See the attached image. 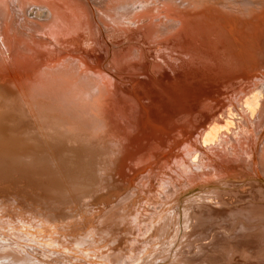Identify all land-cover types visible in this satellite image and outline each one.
<instances>
[{
	"label": "bare ground",
	"instance_id": "obj_1",
	"mask_svg": "<svg viewBox=\"0 0 264 264\" xmlns=\"http://www.w3.org/2000/svg\"><path fill=\"white\" fill-rule=\"evenodd\" d=\"M177 47L183 59L181 68L169 58V51ZM148 62L154 65L149 70L152 74L147 72ZM119 69L142 72L147 83L142 89L151 99H144L140 91L134 95L124 85L123 80L129 79ZM233 76H243L248 83H238L215 101L210 81L228 83ZM178 88H188L197 105L208 108L216 102L214 108H220L213 109L211 117L198 114L197 119L194 114L184 118L189 110L175 114L174 121L188 125L193 117L200 125L193 135H176H183L182 140L175 139L166 149L163 145L171 137L164 138L161 127L166 133L178 125L175 121L169 127L171 112L160 97L167 93L177 101ZM150 117L158 132L154 135L157 150L149 142L154 130L145 118ZM146 136L150 147L143 145ZM238 149L257 159L253 175L264 184L260 164L264 162V0H0V213L1 201L11 200L28 214L37 212L50 225L48 230L55 229L60 235L70 224L86 228L93 206L101 202L104 209L100 213L106 211L97 219L99 226H92L91 234H81L75 241L74 248L83 256L93 255L91 243L113 246L118 229L132 236L145 234L150 243H162L176 233L177 222L187 219V229L198 221L197 213L186 211L182 216L175 199L161 208L164 189L177 197L185 190L192 192L198 182L205 184L202 189L210 188L218 195L214 197L226 198L221 189L225 174L215 170L212 159L206 161V153L213 158L219 150L234 155ZM130 160L137 163L132 177L126 173L127 168L134 170ZM153 162L156 168L148 173L146 167ZM227 166L225 180L234 183L237 170ZM250 172L245 168L241 176L249 178ZM197 176L199 181H194ZM125 180L129 187L122 188ZM191 201L186 202L192 208L195 203ZM151 219L154 226L148 224ZM37 229L41 228L25 220L1 217L0 234H9L10 241L5 240L10 244H0V264H45L43 259L30 258L25 248L33 241L44 244L40 239L48 234L40 235ZM48 240L58 241L52 246L65 250L63 240ZM144 253L114 263L143 264ZM102 254L99 258L104 260ZM94 256L91 262L97 260ZM179 260L174 264L183 262ZM187 261L192 264L193 260Z\"/></svg>",
	"mask_w": 264,
	"mask_h": 264
},
{
	"label": "rangeland",
	"instance_id": "obj_2",
	"mask_svg": "<svg viewBox=\"0 0 264 264\" xmlns=\"http://www.w3.org/2000/svg\"><path fill=\"white\" fill-rule=\"evenodd\" d=\"M115 49H116V47H115ZM117 50L119 51V48H117ZM179 51H180V47H177L176 49H171L169 51V58L174 59V61H175L176 65L178 66V68H181L183 59H182V55H180ZM109 55H108V58H109ZM152 66H154V65L150 64V62H148L147 72L150 73V74H152L151 72H149V70H152L151 69ZM144 69L146 70V68H144ZM132 70L133 69H131V71ZM120 71H122L123 75L125 74L126 79L127 78L129 79L127 81L124 79L123 83H124L125 86H128L129 89H131V92L133 94L134 93L137 94L138 91H140V93L143 94V98L144 99H146V100L147 99L148 100L151 99L150 98L151 96H149L148 93L145 92V90L142 89L145 86L144 84L146 83L145 79L142 78L143 77V73L142 72L138 73V72H135L133 70L132 71L133 74H130V73L127 72L128 69H125V70L121 69ZM152 76L154 77V75H152ZM152 76L150 75L151 78H153ZM137 77L142 78V81L139 82L141 79L138 80ZM233 77H234V80H231L228 83H227V81H225V82H218V81H215V80L210 81V85H211L210 89H211V92H212V96L216 98L215 101L219 100L220 98H221L220 100H222L225 96H227L228 90L230 88L234 87V86H237L238 83L245 81L246 83L243 82L242 86H245V84L248 83L247 82L248 80L245 79L243 76H239V77L233 76ZM233 77H232V79H233ZM132 82L134 83V85H132L133 84ZM153 82H154V85L156 87H158L157 83L155 82V79H153ZM142 83H143V85H142ZM232 83H235L236 85H232L231 86ZM186 85L188 87L190 85V83L187 82ZM203 87L206 88L207 86L205 85ZM223 89H225V90L223 91ZM128 92H130V90H128ZM223 92L225 94H223ZM177 94H178V96H177ZM177 94H176V92L174 93V96L177 99V101L171 100V98L167 95V93H166V95L160 97L161 98L160 101H162L163 103H166L168 105V107H169L170 112H171L170 115H169V120H168L169 127L173 126L174 125L173 122H175V121H176L175 124L178 125L177 127L174 128L175 130H167L166 133H165V129L161 127V134L164 135V138H167L168 135H170L171 138L170 137H168V138H170L171 141L173 140V142L170 141V143H169V141H168V142H166V145H163V146H165L164 148H166V149H168L167 145L169 146L172 143H174L175 139H176L177 142H180L182 140L183 135L182 136H177V137H176V135H178L180 133H184L187 136H190V135H193L191 133H195L196 132V130L199 127L200 124H199V122H197V121L194 122L193 120L195 118L196 119L198 118V114H203V115L207 114V115H205L206 117L207 116L211 117L212 110L214 109V112H217L218 111L217 109L220 108V106H219V108L218 107L214 108L215 105H216V102H215V104L210 105V107H208V108H205L204 106H202L204 104H200L201 107L197 108L200 105H197L196 101L193 100L194 96H192V93H189L188 88L186 90H184V88H178L177 89ZM224 101L226 102L227 100H224ZM131 103H132V105H134L135 110L139 109L138 107H136L137 103H136L135 100L131 99ZM224 103H222L221 106H223ZM200 108H205L207 111L205 109L204 110L203 109L200 110ZM186 109H187V111H186ZM188 110L191 111V112L187 113L188 116L185 115L184 118H188L189 116H192V114L195 115L194 116L195 118L192 117V119L190 121V124H188V125L183 124V120L180 122V120H178V119H176L174 121V115L175 114L177 115V114L186 113V112H188ZM151 118L152 117L145 118V120L148 121V123H147L148 125L147 126H149L151 129H153L154 132H155L157 130V129L154 128L156 126V124L149 122V119H151ZM176 128H177V130H176ZM154 132L152 134H150V135H153V137L149 136V135L148 136L150 138L149 139L150 140L149 141L150 145L151 144L154 145V147H155L154 150H157L158 147H157V145L155 143L156 142V140H155L156 136H154V135H158V132L156 131L157 132L156 134ZM148 136H146L143 139V145H146V146L150 147V145L148 143ZM151 140H153V141L151 142ZM237 142H239V141H237ZM134 152H135V149H134ZM217 152L219 153V156L218 157H213V158H212L211 154L208 155L206 153V156H207L206 157V161H208L209 163L214 161V164L216 165L215 170L220 171L221 173L224 172L225 175H224V178H222L223 182L221 183V187H222L221 189L223 191H225L224 194L227 193L226 194L227 197L226 198H224V197H218V198L214 197V196H218V195L217 194L214 195L210 188L202 189V186L205 185V184L202 183L203 185L201 186V184L198 183V182L193 184L192 189H194V187H196V188L194 190H192V192H188L187 190L184 189L185 191L183 193H181V191L178 192V193H181V194H180V196H177V197H176L174 191H172L170 189L169 190H165L164 189V193L165 194L162 193L161 196H160V198L164 199L163 202L160 203V207L161 208L169 207V205H165V204L168 201H173L175 199L176 202L179 205L178 210L181 211L180 213L182 214V216H184V213L186 211L191 213V214L192 213H197V215H198V218H197L198 221L196 223H194V226L195 225L196 226L195 227L192 226L193 228H191L189 226L190 228L188 227L186 229L187 219H185L184 217H183L184 220H181V222H180V224H182V225H180L177 222L176 223V229H175L176 233L173 234V236L171 237L172 240L169 237L171 235L166 236L164 238V240H166V242L164 240H162V243H161V241H158V240L154 239L155 241H152L150 243V241H148L146 239L145 234L141 235V237H139L140 234L139 235L137 234L135 236L138 237V238H135V236H132L130 234L132 236L131 237L127 232H125V233L122 232L121 233V231H119V229H118V230H116L115 234H117V232H120L121 234L120 233H119V235L117 234L118 237L116 238L115 244L113 246L112 245H111V247L107 246V245L104 246L105 243L104 244L100 243L101 246H97L96 247L94 245V243L90 244L91 249H93V250H94V248L100 247L99 248L100 251L97 250V249H95V251L92 250L93 255H96V257L95 256L94 257L97 260L95 262L94 261L91 262L93 260V258H92L93 255L88 256V254H86V256H83L74 247H75V243H76L75 241L80 238L81 234H89L92 231L91 230L92 226H97V227L99 226L97 224V219L99 218V216H101L100 214L104 211L103 210L101 213L99 211V209L102 210V208H103V206L101 205V202L98 203L97 205L93 206L92 215L91 214L88 215V218H89V221H90L89 223H87L88 227L85 225L86 226V228H85L84 226H82V224H79V223L77 224V226L74 225V227H72L71 224H70V226L65 227L66 230L64 232L61 231L62 234H60V235L59 234L56 235L55 229H53L52 231L48 230V228L51 229L50 225L48 223H46V221H44V219H42L43 217H40L39 215H37L38 214L37 212L35 213V211H33L34 214L33 213L31 214V212H32L31 211L28 214L29 211L25 210L24 208L18 209V205H16V204H15L16 206L13 205L11 200H7L6 199V200H2L1 201V204H2V206L4 205L3 206L4 208L2 209V211L0 213V219H1V217H5L6 219L8 217H12V218L14 217V219L17 220V222H19L21 220H25L27 225H37V227L39 229L40 228L44 229L42 231H41V229H40V231H38V229H37V231H36L40 235H43V234L47 235L48 234V237H44V238L40 239V241L41 240L45 241L44 244L40 243V242H35V241L32 240L33 241V243H32L33 245H29V246L27 245L25 248H26L27 253H29V254H31L33 256L32 257L30 255L31 256L30 258H32L35 261V259L38 257L39 258L38 260H40V259L42 260L43 259L42 261L46 262L45 264H108L110 260L111 261H110L109 264H117V262L114 263V260L117 259V260H119L121 262H124V260H122V259H125L128 256L129 257H135V258L139 257L142 252L143 253L145 252L144 254H145V256H147L146 257L147 259H146V261H143V264H145L144 262H146V264H174L179 259H180L179 261H183L180 264H184L185 261L187 262V264H191V263H189L190 261H187V260H193L192 264H206V263L207 264H212V263H215V264H231V263L232 264H264V224H263L264 223V219H263L264 216H262V214L264 215V200H263L264 199V184L263 183L261 184L256 179L255 174L253 175V169L255 167L254 163L257 161V159H255V158L253 159L252 157L250 159L240 149H238V152H240V155L238 154V152L235 153L234 155L233 154H227V153H225L223 151H220V150L217 151ZM167 156L170 157L169 154ZM116 157L119 158L120 156L117 155ZM216 161H218V162H216ZM156 163L157 162H153V164H149L148 167H146V169L148 170V173L151 172L150 169L152 167H155L154 164H156ZM128 164H129L130 168L133 169V167H134V170H130L128 168L126 169V173L130 177H132L137 172V171H135L136 168H137V165H135V164H137V163L135 161L133 162V161L130 160V161H128ZM228 164L231 165V166L233 165L234 166V170H237V172H236L237 174H235V173L233 174L234 179H236V180H234V183H232L231 180H229V181L225 180L226 179L225 177L228 176V174H227V168H229L227 166ZM260 164H262V166H264V162H262ZM245 168H247V170L249 172L251 171L250 173H252V175H250L249 178H247V176H241V170L243 171ZM206 171L208 172L209 169L206 170ZM260 176H263V175H260ZM204 177L205 176L202 175V178H204ZM154 178L156 180V178H158V177L155 176ZM194 178H193L194 181H199L198 176L196 177L198 179L195 178L196 179L195 180ZM124 179H126V178H124ZM126 180H125V182H123L120 185L122 188L123 187H129ZM254 180L256 182H254ZM230 183H232V184H230ZM172 186H173V184H172ZM213 186L214 185H210L209 187H213ZM157 189H159V188L157 187ZM172 193H174V195H172ZM117 196L118 195H116L114 198H116ZM190 200H194V201H191V203L192 202L195 203V204L192 203V205L194 206V207L192 206V208L190 207L189 202H186V201H190ZM6 202H7V204H5ZM162 203H163V205H162ZM9 204H10L9 207H10L11 211H10L9 207L7 206ZM199 206H201V208ZM7 209H8V211H7ZM254 209L256 211H254ZM194 210H196V211L194 212ZM4 211L7 214L6 213L4 214ZM26 211H27V213H26ZM105 211L103 213H105ZM9 213H10L11 216H9ZM259 213H260V215H259ZM110 216H112V215L110 214ZM19 217H22L24 219L20 218L21 219L20 220ZM35 217H38L39 219L35 218ZM112 218H113V216H112ZM144 218L149 219L150 215H145ZM18 219H19V221H18ZM34 220H37L35 222L38 223V224H36L34 222H31V221H34ZM40 221H42L43 224L39 223ZM183 223H184V225H183ZM148 224L154 226L152 219L148 221ZM19 225H20V223H17V227H19L18 229L20 231H22L21 230V226H19ZM43 225L44 226L46 225V227H44ZM171 227H172V225H171ZM183 228H185V229L183 230ZM46 229H47V231H49L48 233H47ZM185 230H187V231H185ZM220 230H222V231H220ZM20 231L15 232V235L19 236L20 235V233H19ZM61 232H59V233H61ZM182 232H184V233H182ZM186 232H188L189 234H187V236L184 238V234ZM18 233H19V235H18ZM52 233L54 234V236H53ZM57 233H58V231H57ZM64 233L67 236H65ZM132 233H134V231H132ZM181 233H182V235H181ZM1 235H3V236H1ZM21 235L23 237V233ZM50 235H51V237L58 238L61 241L63 240V243L65 245V250L66 251L65 250L62 251L61 249L54 248L52 246V244L53 245H58V241L53 240L52 242H46V241H49L48 239H51ZM4 236H5V238H4ZM8 236H9V234L8 235L7 234H0V244H2L4 246H8L10 244V243H8V241H10ZM16 236H14V237L16 238ZM20 237H19V239H20ZM66 237L67 238L69 237V238L67 239ZM90 238H94V237L91 236ZM179 238H180L181 241L178 240ZM5 239H7L8 241L6 242ZM120 239L122 241H120ZM135 240H136L137 244L135 243ZM145 240H146V242H145ZM116 241H117V243H116ZM119 241H120V243H119ZM128 241H129V243H128ZM142 241L146 245L145 244L143 245ZM147 241H148V243H147ZM183 241H185V242H183ZM34 242H35V244H34ZM169 242H171V243H169ZM49 243H50V245L53 248L51 246H48V245H46L47 247L45 246V244H49ZM155 243H156V245H155ZM68 244H70V245H68ZM72 244H74V246ZM129 244H131V245H129ZM149 244H152V245L149 246ZM187 244H188V246H187ZM43 245H44V247H43ZM30 246H31V248H34V249H32L31 251H28L27 248L30 247ZM128 246H129V248H131L130 249L131 251L128 250L129 249ZM164 246H166L167 248L164 247ZM221 246H222V249H221ZM142 247H143V251H142ZM230 247L232 249V250L230 249V251H232V253H230V251L228 249L225 250V248H230ZM70 248H73V249H70ZM185 248H188V249L185 250ZM180 249H184V250L179 251V253H178L179 255H177V252ZM262 249H263V251H262ZM194 250H196V252ZM24 251H25V249H24ZM97 251L99 253H97ZM138 252H139V254H138ZM187 252H190L192 255L188 254ZM129 253H130V255H129ZM34 254L37 255V256H35ZM100 254L104 255L106 258L104 257V260H103V258L102 259L99 258V257H102ZM182 254H184V255H182ZM254 255H256L257 258ZM162 256H165V257L163 258ZM180 256H182L183 258L181 257L182 258L181 259ZM171 257H173V258H171ZM175 257L176 258L179 257L178 260ZM87 258H88V260H87ZM107 258H108V260H105ZM186 262H185V264H186Z\"/></svg>",
	"mask_w": 264,
	"mask_h": 264
}]
</instances>
